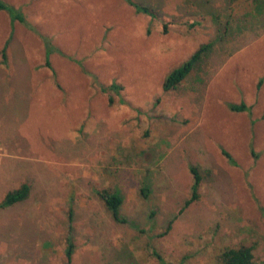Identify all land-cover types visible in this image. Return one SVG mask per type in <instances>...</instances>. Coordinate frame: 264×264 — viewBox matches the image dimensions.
Wrapping results in <instances>:
<instances>
[{"label": "rangeland", "instance_id": "obj_1", "mask_svg": "<svg viewBox=\"0 0 264 264\" xmlns=\"http://www.w3.org/2000/svg\"><path fill=\"white\" fill-rule=\"evenodd\" d=\"M6 1L34 29L0 10V201L30 187L0 206V264H65L70 206L71 264H158L150 244L185 264H220V246L251 245L264 264V0H136L154 18L126 0ZM41 35L63 52L51 67ZM204 43L192 73L164 91ZM113 81L130 104L110 103L101 85ZM190 165L199 199L179 213ZM97 188L123 194L129 223Z\"/></svg>", "mask_w": 264, "mask_h": 264}, {"label": "trees", "instance_id": "obj_2", "mask_svg": "<svg viewBox=\"0 0 264 264\" xmlns=\"http://www.w3.org/2000/svg\"><path fill=\"white\" fill-rule=\"evenodd\" d=\"M129 4H133L138 11L145 12L149 14L152 18L158 17V14L154 7H152L149 4L141 3L136 0H126ZM250 1V0H249ZM256 2H261L263 0H253ZM0 10H6L11 18L12 24L14 22L19 21L22 22L23 25L34 29L33 25L28 21L23 8L21 6H16L12 3L7 2L6 0H0ZM163 23V32L167 33L169 30V24L170 22L165 21L164 18L159 16ZM187 26L190 29L195 28L199 22H196L194 20H188L186 21ZM151 28H148V31H150ZM44 48L46 49V65L51 67V61L50 57L54 52L63 53L59 48H56L50 38L48 36L41 35ZM7 42L4 43L2 47V55L3 60H6L7 58ZM210 43H204L196 52H194L186 61H184L180 66L174 68L169 72V74L166 75L164 83H163V90L168 91L174 88H177L194 70L197 62H199L204 53L207 51L208 47L210 46ZM123 87L121 84H119L116 81H113L109 85H101V90L103 92L109 93V100L110 103L113 104L116 101H118L120 104H130L121 94ZM229 108L236 112L241 111H250V107L245 102L240 103H229ZM138 110V108H136ZM264 118V114L262 116ZM224 152L230 159L233 160L232 154L229 151H226L224 149ZM190 170L192 172L193 182H192V195L190 198H188L183 207L180 209V212H183L188 206H190L193 202L199 199V189H200V182H201V175L199 173L198 167L195 165H190ZM142 190L144 193L147 194V186H143ZM95 193L98 195V197L103 201L105 208L111 213L112 217L115 221L120 223H129L128 218H126L122 212V206L124 203V196L119 190H111V189H101L97 188L95 189ZM30 194V187L27 183H20L19 186L10 189L6 192L4 195V198L0 201V206H8L11 204H14L18 201H24L28 198ZM69 224H68V235H67V243L65 247V258L66 263L65 264H71L72 262V255L75 250V239H74V226H73V219H74V210L72 206L69 208ZM172 227V221L168 224L165 231L159 232L156 235H165L167 234ZM148 251L149 253L154 256L158 262V264H185V260H181L179 262H173L171 260H168L165 256L161 254V252L154 246V245H148ZM253 247L251 245H240L237 247H231V245H224L220 246L216 249L215 254L217 257V260L220 262V264H261L255 259V255L252 252Z\"/></svg>", "mask_w": 264, "mask_h": 264}]
</instances>
